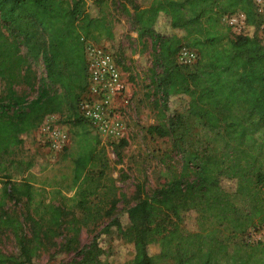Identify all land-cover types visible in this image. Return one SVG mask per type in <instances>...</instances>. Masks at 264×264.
Listing matches in <instances>:
<instances>
[{
	"label": "trees",
	"instance_id": "1",
	"mask_svg": "<svg viewBox=\"0 0 264 264\" xmlns=\"http://www.w3.org/2000/svg\"><path fill=\"white\" fill-rule=\"evenodd\" d=\"M252 1L130 2L136 39L149 40L158 95L156 123L147 126L146 132L158 137L171 132L161 120L168 98L177 95L184 97L186 112L214 132L221 144L213 156H193L194 161L182 163L176 177L142 195L100 228L98 235H114L131 245V258L121 264L166 260L171 264H264V242L244 240L251 228L264 225V44L248 31L250 25L264 21V13L257 14ZM90 8L87 0H0V157L21 145L47 115H72L70 122L77 128L67 152L73 158L72 178L64 188L73 194L65 196L54 189L60 194V205L35 199V192L43 193V187L36 189L26 180L13 181L3 174L0 230L11 231L19 253H0V264H34L40 239L57 235L56 228L68 210H83V223L90 215L86 203L95 186L84 173L101 156L103 146L76 112V100L86 85L80 39L100 42L113 36L103 9L90 14ZM236 10L245 14L246 28L229 37L220 17ZM182 46L196 51L195 62H175ZM36 59L43 69L40 76L31 66ZM18 85L27 91L17 92ZM31 90L36 95L28 99ZM222 179L231 181L233 187L223 188ZM138 188L142 193V187ZM7 199L36 205L37 218L28 217V238L23 223L2 209ZM113 205L114 200L107 214ZM189 216L193 228L184 231L181 223ZM41 220L48 226L42 229ZM223 227L228 230L226 239L219 236ZM76 242L73 234L65 244L73 256L61 264H104L94 237L82 246ZM152 246L153 253L149 252Z\"/></svg>",
	"mask_w": 264,
	"mask_h": 264
},
{
	"label": "rangeland",
	"instance_id": "2",
	"mask_svg": "<svg viewBox=\"0 0 264 264\" xmlns=\"http://www.w3.org/2000/svg\"><path fill=\"white\" fill-rule=\"evenodd\" d=\"M91 4L88 10L93 14L100 8L111 21L113 36L104 38L100 42L110 47L120 57L122 70L126 76L131 91V106L126 114L127 135L123 142L113 150L103 148L101 156L85 171L90 185L95 186L94 192L87 199L88 220L83 223L85 212L78 208H71L61 218L56 228L57 235L41 238L34 264H61L73 256L66 251L65 244L76 235L78 246L85 245L94 237L101 249L100 259L104 264H121L131 258L132 247L116 236L98 235L100 228L112 218L121 216L128 206L134 204L142 195L150 194L164 182L179 174L182 163L194 161L193 156L204 157L217 154L221 141L214 133L202 126L201 122L186 112L184 97L173 95L166 102L161 120L170 127L171 132L163 137L146 132L147 126L156 123L157 92L153 83L149 40L147 37L137 41L136 25L133 22L130 2L144 5L146 0H103L101 4ZM264 19V18H263ZM256 26L250 25L248 31L255 32ZM229 37L234 35L227 32ZM23 53L24 49L21 48ZM30 60V59H29ZM31 66L37 76L42 75L43 69L39 59L31 61ZM17 92L27 91L18 85ZM3 83L0 82V93ZM36 92H28V99L35 97ZM70 117L60 114H50L48 120L56 125L65 127L68 134V143L62 150H52L41 143L36 130L31 132L23 143L11 149V152L0 157L3 168L0 171V188L4 182L3 174H9L10 180H26L36 189L44 188V192L36 191L35 199L49 201L53 205H60V194L71 196L73 190L65 191L72 178L73 158L67 155L76 126H73ZM87 124V123H86ZM190 175L187 176L190 179ZM221 186L225 189L233 187L231 181L222 179ZM142 187V193L138 186ZM87 186V182L84 184ZM60 189L57 194L54 189ZM113 208L109 211L111 202ZM2 209L9 215L16 216L24 227L26 238L31 234L29 216H35L36 205L28 206L23 199H7ZM192 216L181 223L184 231L193 228ZM121 219V224L125 225ZM42 229L48 226L41 220ZM228 230L223 227L219 232L222 239H226ZM154 247L149 252H154ZM0 253L17 256L18 245L9 229L0 230ZM157 264H171V261H161Z\"/></svg>",
	"mask_w": 264,
	"mask_h": 264
},
{
	"label": "built area",
	"instance_id": "3",
	"mask_svg": "<svg viewBox=\"0 0 264 264\" xmlns=\"http://www.w3.org/2000/svg\"><path fill=\"white\" fill-rule=\"evenodd\" d=\"M254 11L264 13L262 0H253ZM229 32L239 34L246 28V18L236 10L221 15ZM256 36L264 44V21L256 25ZM85 61L86 85L78 96L75 107L78 115L95 132L103 148L113 150L114 145L126 138V114L131 106V91L122 70L120 57L101 42L81 38ZM195 50L182 46L175 53V62L190 65L195 62ZM47 115L36 129L42 144L52 150H62L68 143L65 127L48 120ZM247 243L264 242V225L251 228L245 235Z\"/></svg>",
	"mask_w": 264,
	"mask_h": 264
}]
</instances>
